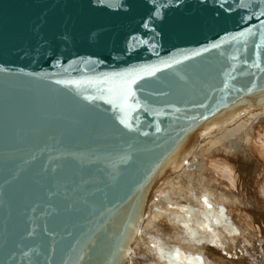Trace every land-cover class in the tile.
Segmentation results:
<instances>
[{
  "label": "water",
  "instance_id": "obj_1",
  "mask_svg": "<svg viewBox=\"0 0 264 264\" xmlns=\"http://www.w3.org/2000/svg\"><path fill=\"white\" fill-rule=\"evenodd\" d=\"M258 74L264 0H0V264H132L167 154Z\"/></svg>",
  "mask_w": 264,
  "mask_h": 264
},
{
  "label": "bare ground",
  "instance_id": "obj_2",
  "mask_svg": "<svg viewBox=\"0 0 264 264\" xmlns=\"http://www.w3.org/2000/svg\"><path fill=\"white\" fill-rule=\"evenodd\" d=\"M242 79H240L241 83L236 84V88L232 93L228 96H224L204 116L197 118L185 133L182 143L174 149V151L167 154V165L159 182L156 184L157 187H155V194L157 195L156 202L155 205L151 207V218L144 228L145 235L147 236L143 237L142 243H140L141 248L133 251L134 257L132 259V264H169V260L171 261L170 263H172V260L173 262L174 260L180 261L181 257L182 260L184 257V259L188 261L190 256L193 258L197 254L195 251H201L203 253L209 251V255L215 260L209 264H240L235 258L241 253H244L245 257L251 259V251H254L255 248H250L257 245L260 256L256 258V261H259V264H264V76L258 74ZM242 108H244L245 111L238 118V115L235 114V110L241 113L243 110ZM209 136L210 138L213 136L217 137L216 139L220 142V145L218 144L219 142L217 143L220 146L219 149L228 147L229 150L230 148L231 150H236V148L242 147L246 151H251L255 156L250 155L249 159H247V157L245 159H239V163H236L238 161L237 158L234 159V152L232 153L231 151L224 156L223 149H221L222 151L218 149L219 152L221 151L220 153L217 152L220 154L221 158L219 159L220 163H218L222 164L220 165L222 168L216 170L213 165V168H209L208 166L205 168L203 164L198 167L196 164L200 163L201 160L195 163L193 159L195 158L193 155L195 153H193L192 150L194 148L198 150V147L202 145V141L209 138ZM205 142L207 141L205 140ZM207 145H204V147ZM215 148L213 149L215 150ZM208 150L212 151V147H210V149L208 147ZM246 151H244L245 155L247 154ZM200 154H202V152ZM209 156L211 157V155ZM204 160L206 161V159ZM209 161L207 163H209ZM194 165L198 168L196 167L197 169H195ZM188 166L189 168L191 166L194 168L191 167L188 169ZM187 169L192 172L189 171V176L187 173L188 171H186ZM214 170L217 172L221 171V174L235 175L233 179L235 184L233 185L236 188H231V191H228L229 185H227V182L225 183L224 178H221V186L224 184L226 185L217 188L214 184L216 181L214 183L211 182L212 180L210 181L213 177L215 179L216 175L218 177V173H215ZM189 178L191 180V189H193L192 187L197 189V194H202L201 191H204V194L206 193L211 199L216 196L214 195L216 193L221 199L218 197L219 201H217L218 199L215 200L218 203H222L219 209L222 208L223 212L226 213V209L224 210L223 205L232 206L237 213V215H233L235 218L237 216V219L233 218L231 215L232 220H230L233 221L231 225L222 221V219L211 224V222L203 218V215L206 217L207 215L208 217H213L211 212L217 214V211H219L216 207L211 211H209V209L205 210L204 214L200 210L201 216L198 215L197 213L200 211L198 210L196 213L190 205L191 201L195 199L194 192H192V194H186L185 192L187 191L184 190V195L180 193L182 183H185L186 180L189 182ZM206 183L213 189L208 186L206 187ZM185 184L186 186L189 185L187 183ZM215 200H212V203H217ZM227 202L228 204H226ZM169 204L173 206L170 208ZM244 208H246L249 215V212H251L252 216L247 215L248 217L245 218L243 216ZM180 209H187L188 211L183 212L180 211ZM174 211L177 213L174 214ZM142 212L143 209L141 213ZM173 214L174 218L172 217ZM220 218L221 216L219 219ZM228 218H230V216ZM208 220L210 219L208 218ZM206 221L207 224L213 228L212 234L202 229V225L205 224ZM224 229L231 233L230 243L235 249L236 255H232L228 252L221 255L219 252L221 247L199 242L205 240L208 236L217 234L219 235V241H221L222 238H220V235L223 234L221 230ZM228 229L232 230L229 231ZM135 238L136 236L132 234V239ZM234 241H236L237 244ZM154 244L159 245V247L153 248ZM142 250L143 255L141 253ZM177 252H179V255H177ZM185 255H188L189 258H185ZM238 259L241 258L238 257ZM176 261L174 263H177ZM195 261L196 260H194V262ZM183 263L186 264L185 262H180L178 264ZM119 264H126V260H121ZM244 264L248 263L246 262Z\"/></svg>",
  "mask_w": 264,
  "mask_h": 264
},
{
  "label": "rangeland",
  "instance_id": "obj_3",
  "mask_svg": "<svg viewBox=\"0 0 264 264\" xmlns=\"http://www.w3.org/2000/svg\"><path fill=\"white\" fill-rule=\"evenodd\" d=\"M243 110L241 111V113H239L238 112V110H235V114H237L238 115V118L240 117V115L241 114H243L244 113V111H245V109L244 108H242ZM248 115H249V113H248ZM242 121V120H241ZM216 136V135H215ZM217 137H211L210 138V136H209V138H207V139H205L207 142H205V140H203L204 141V143H203V141H202V145L200 146V147H198V150H196V148H194L193 150H192V152L193 153H195V154H193L194 155V157L195 158H193L194 159V161H195V163L198 161V162H200V160H201V162L200 163H198V164H196L198 167H200V165L201 164H203L204 165V167L205 168H207V166L209 167V168H213V166H214V168H216V170H219V168H222L220 165H222V164H219L220 163V161H219V159H221L220 158V152L222 151L221 149H223V148H220L219 149V145H220V142H219V140L218 139H216ZM215 139H216V141H215ZM222 141V140H221ZM219 142V143H218ZM207 143H208V145H207ZM212 145H211V144ZM219 145H218V144ZM204 145H207L206 147H204ZM215 146H216V148H215ZM203 147V148H202ZM208 147H209V149H210V147H212V151L211 150H208ZM218 147V148H217ZM213 148H215V150L213 149ZM228 147H226L225 149H223V155L225 156V155H227V154H229L231 151H232V153L234 152L235 153V157H234V159L235 158H237V161L238 162H236V163H239V159H245L246 157H247V159H249V156L251 155V156H253L254 154H252V152L251 151H246L245 149H243L242 147H238V148H236V150H231V148H230V150H229V148L227 149ZM240 148V149H239ZM242 148V149H241ZM202 149V150H201ZM218 149L219 150H221L220 152L218 151ZM214 150V151H213ZM228 151V153H227V151ZM242 150V151H241ZM239 151H241V152H239ZM244 151H246V155H245V152ZM202 152V154H200ZM204 152V153H203ZM217 152H219V153H217ZM239 152V153H238ZM242 152H244V153H242ZM214 155H213V154ZM207 154V155H206ZM242 154H243V156H242ZM209 155H211V157L209 156ZM212 155H213V157H212ZM238 155V156H237ZM255 156V155H254ZM218 157V158H217ZM244 157V158H243ZM260 158V157H259ZM204 159H206V161L204 160ZM209 159H210V161H209ZM215 159H216V162H215ZM246 159V160H247ZM203 160V161H202ZM214 160V161H213ZM206 162V165H205V162ZM209 161V163H207ZM203 162V163H202ZM219 162V163H218ZM215 163H217V164H215ZM223 163V162H222ZM231 163V162H230ZM213 165V166H212ZM215 165H216V167H215ZM197 166H195L194 165V167H195V169H197L198 167ZM192 168H194L193 166H191ZM190 167V168H191ZM197 167V168H196ZM188 169H190L189 168V166L187 167ZM203 168V167H202ZM188 169L186 170V171H188ZM201 169V168H200ZM190 172H191V170H189ZM187 172L188 173V176H189V173L190 172ZM215 171V170H214ZM210 172H213V171H210ZM192 173V172H191ZM215 173H218V177L220 176V174H221V171H215ZM225 175V176H224ZM188 176H187V178H188ZM223 176V177H222ZM233 176V177H232ZM191 177V176H190ZM217 177V175H216V177H215V179H217L218 178ZM227 177V178H226ZM224 178V180H225V183L227 182V185H229V188H228V191H231V188L233 189V188H236V187H234V185L233 184H235L234 183V181H233V179L235 178V175H233V174H221V176L217 179V180H215L214 179V177L213 178H211L210 179V181L212 182V183H214L215 181H216V183H214L215 185H216V187L217 188H220V187H223L224 185H226V184H224L223 186H221L222 185V179ZM230 178V179H229ZM189 180V182H187V180H186V182L185 183H187V184H191L190 183V178L188 179ZM219 180H220V182H219ZM224 180H223V182H224ZM185 183H182V187H180V193L182 194L183 193V191L185 190V191H187V192H185L186 194H192V192H194V195H195V199L193 200V201H191V203H190V205H191V207L195 210V212L196 211H202V213L204 214V212H205V210H207V208H205L204 206H203V204L201 203V200H200V198H201V196H202V194H204V191H201L202 192V194L200 193V194H197V189H195L194 187H192L193 189H191V185H190V187H189V185H187L186 186V184ZM221 183V184H220ZM230 183V184H229ZM183 184H185V185H183ZM220 184V185H219ZM184 186V187H183ZM192 186H193V184H192ZM206 187L208 186L209 188H211L207 183H206V185H205ZM231 186H233V187H231ZM188 187H189V189H188ZM185 188H187V189H185ZM211 189H213V188H211ZM233 192V191H232ZM219 193H222V192H219ZM218 193V194H219ZM182 195H184V193L182 194ZM213 195V194H212ZM214 195H216L213 199H211L210 197H208V199H210L209 200V202L211 203V204H213L214 205V207H216V209H219V207H221L222 206V203H218L217 201H219V198H220V196L218 195L217 196V194L215 193ZM219 197V198H218ZM192 199H193V197H192ZM217 201H216V200ZM221 199V198H220ZM212 200H215L217 203H212L213 201ZM223 201V200H222ZM215 204H216V206H215ZM217 204H219V205H217ZM226 204H228V202L226 203ZM202 207H203V209H202ZM213 207V208H214ZM178 208V207H177ZM176 208V209H177ZM205 208V209H204ZM223 208H224V210L226 211V213H224L223 212V215L224 216H226L227 217V221H224L222 218H220L219 219V217H220V212L219 211H217V214H215V213H213V212H211L213 215V217H211L210 215V217H208V215H207V217L210 219V220H208V218L205 216V215H203V218L204 219H206L208 222H211V224H213V220H216V218H217V220L216 221H220L221 219H222V221H224V222H230V225H231V222L233 223V221H231L232 219V216H233V218H235L234 217V215L236 214L237 215V213H236V211H235V209L234 208H232V206H230V205H223ZM229 208V209H228ZM212 209H209V211H211ZM201 211L200 212H196L198 215H200V213H201ZM230 211H232V212H230ZM250 211H252V210H250ZM228 212V213H227ZM177 212L176 211H174V214H176ZM231 213V214H230ZM250 213V215L248 214V211L246 210V208H244V217L246 218V217H248V216H252V213L251 212H249ZM174 214H173V218H174ZM229 214V215H228ZM234 214V215H233ZM232 215V216H231ZM240 215V214H239ZM248 215V216H247ZM201 216V215H200ZM216 216V217H215ZM230 216V218H228ZM201 218V217H200ZM215 218V219H214ZM219 219V220H218ZM231 219V220H230ZM235 219H237V216H236V218ZM197 220H200V219H197ZM201 220H202V218H201ZM207 221L205 222V224H207ZM225 230V229H224ZM221 230L222 232H223V234L222 235H220L221 237L220 238H222L221 239V241H216L217 243H220V244H222V246L223 247H221V249H220V254L221 255H223V253L224 254H226L225 252H228V253H230V254H232V255H236L235 254V249L233 248V246H232V244L230 243V240H231V237H230V235H231V233L230 232H228L227 230ZM227 232V233H226ZM233 241V240H232ZM236 244H237V242L236 241H234ZM260 243V242H259ZM186 247H188V246H186ZM252 248H255V250L254 251H251V259H249L248 257H245V254L244 253H241L240 255H238L235 259H236V261L237 262H239L240 264H244V263H248V264H259V261H256V258H258V256H260V254L258 253V245L257 246H253V247H251L250 249H252ZM227 250V251H226ZM230 250V251H229ZM237 250V249H236ZM197 254L192 258L191 256H190V258H189V256L188 255H185L186 257L185 258H189L188 259V261L187 260H185L184 259V257H183V260H182V257L180 258L181 260L179 261H176V260H174V262L176 261L177 263H174L173 262V260H172V263H170L171 261L169 260L168 262H169V264H178V263H182V262H185L186 264H194V263H196L197 264V262L195 261L194 262V260H196V257H198V256H202L204 259H205V261H207V264H209V263H211V262H213V261H215L214 259H212V257H211V255H209V251L208 252H201V251H195ZM222 252V253H221ZM237 252H238V250H237ZM243 252V251H242ZM179 253V252H178ZM239 253V252H238ZM242 255H243V257H242ZM188 256V257H187ZM238 257L239 258H241V259H238ZM248 258V259H247ZM193 259V260H192ZM168 260V259H167ZM253 261V262H252ZM167 262V263H168ZM193 262V263H192ZM251 262V263H250ZM184 264V263H183Z\"/></svg>",
  "mask_w": 264,
  "mask_h": 264
},
{
  "label": "snow or ice",
  "instance_id": "obj_4",
  "mask_svg": "<svg viewBox=\"0 0 264 264\" xmlns=\"http://www.w3.org/2000/svg\"><path fill=\"white\" fill-rule=\"evenodd\" d=\"M157 15H159V13H157ZM145 27L147 28L148 25L146 24ZM246 31H247V33H251V29H247ZM245 35H246V32H244V31H242V32H240L238 34V36H240V37H243ZM236 38H237L236 36L233 37V39H236ZM133 39H135V38H133ZM211 47L212 48H217V47H219V45L218 44H212ZM203 51H208V49H203ZM196 55H199V53H196ZM186 59H187V57H186ZM180 62L181 61H176V63H180ZM90 63H96V61H90ZM168 66L170 67L171 65H168ZM58 83H59V81H58ZM130 83L131 84H135L136 80L133 79V80L130 81ZM125 87H126L127 90L124 91L123 94H122V100L125 101V103H123L121 105L122 109L128 107V105L126 104V101L128 100V98H130L133 95L131 89L127 88V85ZM225 87H227V85H225ZM205 119H206V117H205ZM121 123L124 124L125 127H129L128 124L124 120H121ZM129 130H131V128H129ZM157 131H159V128L157 129ZM145 135H146V133H145ZM200 200H201V203L203 204V206L205 208L213 209L214 205L209 202V199H208V196H207L206 193L202 194ZM172 206L173 205L169 204L170 208ZM180 211L187 212L188 210L187 209H180ZM219 212H220L221 218L224 221H227V217L223 215V209L222 208L219 209ZM189 218H191V217H189ZM216 222H217L216 220H213V223H216ZM227 223L230 224V222H227ZM202 229L204 231H206L207 233H209V234L213 233V228L210 227L208 224H203L202 225ZM228 230L231 231L232 229H228ZM218 240H219V235L217 234V235H214V236H208L205 240H201L199 242H201V243H209V244H212V246H215V247H222V244L216 242ZM158 247H159V245H155V244L153 245V248H158ZM177 255H179L178 252H177ZM196 262H197V264H207V262L205 261V259L202 256L196 257Z\"/></svg>",
  "mask_w": 264,
  "mask_h": 264
}]
</instances>
